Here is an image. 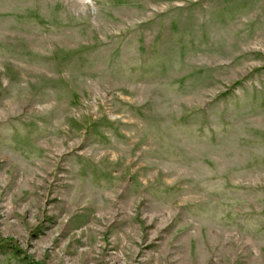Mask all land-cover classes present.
Here are the masks:
<instances>
[{
  "label": "rangeland",
  "instance_id": "1",
  "mask_svg": "<svg viewBox=\"0 0 264 264\" xmlns=\"http://www.w3.org/2000/svg\"><path fill=\"white\" fill-rule=\"evenodd\" d=\"M0 264H264V0H0Z\"/></svg>",
  "mask_w": 264,
  "mask_h": 264
}]
</instances>
